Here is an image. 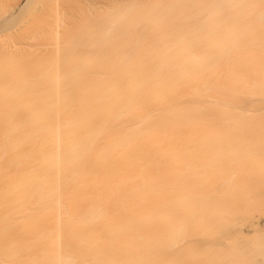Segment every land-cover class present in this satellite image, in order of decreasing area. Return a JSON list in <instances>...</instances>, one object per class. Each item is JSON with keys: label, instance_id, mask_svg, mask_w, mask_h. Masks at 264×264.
<instances>
[{"label": "bare ground", "instance_id": "bare-ground-1", "mask_svg": "<svg viewBox=\"0 0 264 264\" xmlns=\"http://www.w3.org/2000/svg\"><path fill=\"white\" fill-rule=\"evenodd\" d=\"M50 6L40 32L51 56L34 65L30 48L0 63V264L66 255L55 195L68 23L62 0ZM134 10L143 45L130 110L144 155L131 238L147 241L148 264H264V0H136Z\"/></svg>", "mask_w": 264, "mask_h": 264}, {"label": "crops", "instance_id": "crops-1", "mask_svg": "<svg viewBox=\"0 0 264 264\" xmlns=\"http://www.w3.org/2000/svg\"><path fill=\"white\" fill-rule=\"evenodd\" d=\"M64 12L67 23L68 14L65 10ZM122 17H124V29L122 30L121 21L119 41L114 39L111 42H104L103 47L100 39L101 31L95 30L90 17L82 21L83 24L87 20V29L81 30L79 21L76 20L69 27L74 29L68 32V24H66V32L60 34V38H64V41L62 40L61 43L59 39L61 43L59 45L63 46L58 49L62 52L59 54L60 57L57 55L61 58L60 65L58 63L60 70L57 69V72L64 74L65 76H61L63 79L67 77V81L64 82L61 77L59 78L61 82L63 81L58 86L62 88V90L58 88L61 90L59 92L65 94L64 96L59 94L63 96V100L58 99L61 104L58 103L61 107H64L65 105H62L65 103L69 106V110L59 106V110L65 111H62V116L61 111L58 115L60 114L62 123L64 120L65 123L69 122L66 126L69 125L67 128L65 125L63 127L57 120L59 126L57 129L62 126V130L58 129L61 133L57 132L62 138L60 140L57 137L59 139L57 142H60L57 146L61 147V150L57 147L61 152L57 153V157L60 156L59 159L57 158L60 163H57H59L58 168L61 167L59 168L61 173L58 170L55 173H60L59 181L62 182L57 181V174L56 181L60 185L57 183L56 186L59 185L63 193L57 194L59 188L56 191V203L60 196L61 203L58 204H61L62 208L56 207L58 204L55 208L63 212L62 216L56 218L63 217L61 220H64H60L63 227L59 225L64 229L57 226V230L60 228V231H65L58 240L61 241L62 238L65 245L63 251L66 255L61 252L62 241L61 244L57 241L60 246L62 245L61 249L59 248L61 255L67 258V263L64 260L65 264H131L132 240L127 241L129 223L132 236L130 191L132 125L129 123V116L132 115H130L128 95L131 70L125 7ZM116 34L115 31L111 32L112 37ZM67 42L69 47L65 50ZM63 84L69 86V96L62 87ZM55 211L57 213L56 209ZM60 231L58 230V236L61 235ZM92 231L106 241H93ZM61 255L58 254L59 257ZM61 259H59L60 263L64 264Z\"/></svg>", "mask_w": 264, "mask_h": 264}, {"label": "rangeland", "instance_id": "rangeland-1", "mask_svg": "<svg viewBox=\"0 0 264 264\" xmlns=\"http://www.w3.org/2000/svg\"><path fill=\"white\" fill-rule=\"evenodd\" d=\"M134 1L136 2V0H62V3H63L62 9L64 8V10L68 14V20H67L68 29H67V31L69 32L72 29H74V27H72L70 29H69V27L71 24L73 25L76 20L80 22V23L79 22L78 23L80 24L79 28L81 30L87 29V20H85V23H83L84 24L83 26L81 23L84 19H87V17L89 16L93 21L91 23L95 25V30L100 29V31H101L100 39H101L102 47H103L104 42H107V41L111 42L112 40L114 41V39L119 41V35H120V30H121V21L123 24L122 30L124 29V17H122V16H124V7L126 8L127 38H129V41H130L129 42V49H128L129 54H130L129 69L131 70V77L129 75V87H128L129 107H130V92H131V100L133 98V64H134V59L138 56L139 47L143 45V40L142 41L134 40L133 35H132L134 22L135 21L138 22V20H141L140 16L138 14H136V12L134 10V3H135ZM124 2H125V5H124ZM49 4L51 5V0H0V8H1L0 9V14H1L0 15V42H1L0 43V52L6 53V54L4 53L5 58H4V55H2L0 53V57H1L0 60H2V56L4 58L0 63L6 64V61L9 62L12 59L16 60L18 57H19L18 59H21V58H23V54L25 56H27L28 54L30 55L31 52H33L34 53L33 55H35L36 50H37L36 51V60H35V57L32 56V58L34 59V62L36 61L34 65H37V62L39 61L38 59L40 57H43L44 55H46L45 57L49 58L51 56V53L53 52V50H51L52 48H51L49 42L45 41V39L42 38L43 37L42 31L40 32V30H42L40 27H42V23H44L43 21L45 19L48 20V18H50V16H51V14H50L51 6ZM5 9H6V12L5 11L3 12V10H5ZM64 10H63V12H64ZM42 18H45V19L43 20ZM140 24L142 25L144 23L142 21H140ZM142 26H144V25H142ZM107 31H108V33H107ZM114 31L117 32V34L115 37H112L111 32L113 33ZM35 36L38 37L39 39L36 38ZM32 37H34L33 40L36 39V40H34L35 42L32 41ZM27 42H29V43H27ZM41 42H42V44H44V46L41 44ZM139 43H140V46H139ZM40 44H41V46H40ZM2 47L5 48V50ZM68 47H69V43L67 42L65 45V50H67ZM30 48H31V50L33 49V51H31ZM27 49L30 50V51L28 50L30 52V53L27 52L28 54L24 53V51H27ZM1 50H3V51H1ZM22 52H23V54H22ZM7 53L8 54L12 53L13 55H11V56L8 55L9 56L8 57ZM18 54H20V55H18ZM20 56H22V57L20 58ZM11 57H13V58L11 59ZM31 63L33 65V60H31ZM64 71H65V69H64ZM63 81L66 82L67 77H65L63 79ZM130 83H131V85H130ZM62 87L65 89V92L69 96V92H70L69 86L63 84ZM130 115H132V117L129 116V123H131V125H132L131 126V130H132V129H134L133 128V125H134L133 122L135 119L133 120V118H135V117H133L134 114H132L131 112H130ZM131 119H132V121H131ZM133 132H134V130L131 131V134H132L131 135V147L134 145L131 148V160H132L131 161V174H132L131 179L133 178V180L131 181L132 185L130 186V191H131V219L134 221L135 217L132 214L135 213L136 210L138 209V207H135V205L136 204H137V206L140 205V204H138V202H136V200L138 201V198L137 199L134 198L137 196L139 197V193L135 194L136 192H138V189L135 188V190L137 189L135 192L134 186L138 187V184L141 183V182H139L140 180H138L139 178L137 176L136 166H137L138 172H140L139 169L141 167H143V158H141V160H139L138 156L140 155V157H142V155H144L143 152H142V154H140L138 149H140V151H141V148H143L142 144H144V143H142V144L140 143V145L138 144V146H137L136 143L138 141L139 142L140 141L143 142V141H142L141 137H140L141 140L139 137L135 138L136 135L134 136ZM139 136H142V135H139ZM134 138H135V140H134ZM139 146H141V147L137 148ZM134 147H136V148H134ZM135 153H137L138 155L137 154H136L137 156L134 155ZM137 160H138V162L136 163ZM134 163H135V165H134ZM138 163H139V165H137ZM140 164H142V166ZM134 175H135V177H134ZM136 177H137V182H136V179H134ZM134 194H135V196H134ZM139 201H141V200H139ZM142 202H141V205L139 207L140 209H141V207L143 209ZM48 206H50V203L48 204ZM3 222H5V221H3ZM0 223L3 224L2 222H0ZM133 223L134 222H132V226H133L132 236H131V225H130V223H129V227L127 229V241L132 240L131 241V264H148L147 259H146V246H147L146 242L147 241H142V242L141 241H134L135 238H131V237H133V234H134V231H133L134 224ZM134 237H135V235H134ZM91 239L93 241H106V239H104L102 236L98 237V235L94 231L91 232Z\"/></svg>", "mask_w": 264, "mask_h": 264}]
</instances>
